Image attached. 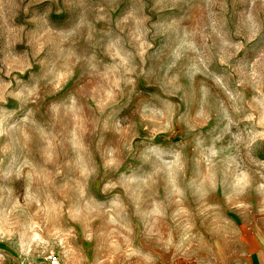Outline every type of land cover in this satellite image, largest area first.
I'll use <instances>...</instances> for the list:
<instances>
[{
  "label": "clouds",
  "instance_id": "clouds-1",
  "mask_svg": "<svg viewBox=\"0 0 264 264\" xmlns=\"http://www.w3.org/2000/svg\"><path fill=\"white\" fill-rule=\"evenodd\" d=\"M0 264H264V0H0Z\"/></svg>",
  "mask_w": 264,
  "mask_h": 264
}]
</instances>
